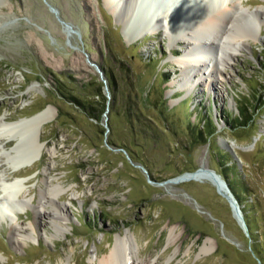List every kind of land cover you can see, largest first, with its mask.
<instances>
[{"label": "rangeland", "instance_id": "374dc122", "mask_svg": "<svg viewBox=\"0 0 264 264\" xmlns=\"http://www.w3.org/2000/svg\"><path fill=\"white\" fill-rule=\"evenodd\" d=\"M243 2L237 17L256 39L228 65L218 60L211 79L190 70L201 79L179 91L168 85L182 78L169 40L126 45L102 0H0V118L55 111L41 131V157L18 173L8 161L0 170L6 184L25 183L17 199L0 184V199L18 209L0 213V264H98L125 236L126 264H264V22L253 16L264 0ZM190 12L175 24L198 21L199 10ZM239 110L245 126H236ZM207 117L199 140L191 125L202 131ZM27 139L20 153L30 151ZM223 164L243 187L246 232L208 180L174 183ZM49 191L57 196L41 208ZM55 207L59 223L42 215Z\"/></svg>", "mask_w": 264, "mask_h": 264}, {"label": "bare ground", "instance_id": "6f19581e", "mask_svg": "<svg viewBox=\"0 0 264 264\" xmlns=\"http://www.w3.org/2000/svg\"><path fill=\"white\" fill-rule=\"evenodd\" d=\"M102 1L119 23L123 25V36L128 43L137 41L145 36L154 37L161 34L169 40L173 63L177 65L180 77L185 79V83H180L183 81L180 78V80L173 79L168 85L169 87L177 88L179 91L185 90L190 81L197 82L201 79L199 77L197 80H193L189 74L190 70H197L200 73L202 69H205V71H209V76L207 77L211 79L214 73L217 72L218 74L220 72L217 66L218 60L222 58L221 63L228 65L232 61L237 60L239 55L243 54L248 44H250L248 43L249 40L256 39L254 35L250 39L251 35L248 33L249 36L246 33V29L249 26L247 20L241 22L237 17L240 11L237 5H243V1L247 0H208L212 5V7L209 6L210 8L204 4L207 0H160V2L158 0H150L148 3L157 5L154 7L159 11L157 15H149V12L143 7L138 6V4L143 3V0ZM212 2H214V6ZM180 3L188 8L187 10L181 8L183 10L182 15L180 11L178 12L174 8L175 5L180 6L178 5ZM228 3L233 4L232 8L227 7ZM161 4L168 6L167 9L164 10L159 7ZM196 8L199 10L198 14L200 15L195 18L198 21H195L190 26L188 25L189 27L187 28H182L175 24L177 19L185 18V15L191 13L190 10H195ZM205 8L208 9V12L204 11ZM139 14H146L148 19H143ZM253 16L262 17L260 20L263 19L264 22V9L257 10ZM136 17L140 18L135 19ZM247 18L249 19V17ZM133 27L137 29L133 30ZM174 47L183 49L180 55L173 54L172 51H176ZM209 85H211V82ZM35 90L39 91L40 87L33 85L29 89V91ZM54 118L55 111L51 106H47L30 118L21 119L17 122H9L6 118H0V170L5 161L11 163L15 173L31 167L34 159L41 157L42 149L44 148V144L40 143L41 131L46 125L52 123ZM24 139L28 140L31 151H28V154H25V152L20 153L19 151ZM14 142H16V145L12 148V143ZM7 148L12 150L6 152ZM206 170L209 169L202 168L197 172L184 174L174 179V183L184 182L190 178H202L212 183ZM8 177L9 175L6 173L4 176L0 175V184L5 183L4 190L8 198L17 199L18 196H21L18 190L19 185L22 183L24 186L25 183L16 181L12 184H6L5 181ZM46 194L41 198L44 201L40 205L41 208L52 204L53 199L51 197L53 195L57 196L54 191H49ZM10 203L7 200L0 199V213L4 210L18 213V209L12 207ZM54 211L53 213L44 212L42 215L50 216L54 223L64 220L59 208L55 207ZM131 250L132 246L129 236L118 237L109 254L99 260L98 264H126L125 259L132 253Z\"/></svg>", "mask_w": 264, "mask_h": 264}, {"label": "water", "instance_id": "95a60500", "mask_svg": "<svg viewBox=\"0 0 264 264\" xmlns=\"http://www.w3.org/2000/svg\"><path fill=\"white\" fill-rule=\"evenodd\" d=\"M150 0H143V3L142 4H138V6L140 7H143L147 12H149V15H157L159 14V11H157V9H155L154 7H156L157 5L155 4H151V3H148ZM160 2V0H158ZM180 6H174V8H176L178 10V12L180 11L181 15H182V12L184 9H188L186 7V5H182L181 3L178 4ZM159 7L163 8L164 10L167 9L166 5L165 4H161L159 5ZM181 8L183 10H181ZM140 17H143V19L147 18L148 19V16L146 14H139ZM189 15H187V17L183 18V19H187ZM140 17H136L135 19H139ZM114 21L116 24H119L121 25V29H120V34L124 40V42L126 43V45H129L130 43H127L124 39V36H123V25L120 24L118 22V20L116 18H114ZM67 28V26H66ZM135 28V27H134ZM95 67L98 68V72L101 76H104V72L97 66L95 65ZM208 176L210 177V181L215 185L216 187V190L218 192L219 195H221L223 198H225V200L228 202L229 206H230V209L232 211V214L234 216V218L237 220L239 226L244 230V232H246V227H245V222H244V219H243V216L241 214V211L239 209V206L235 200V198L233 197V195L231 194V191L228 187V184L227 182L221 177V175H219L218 173H216L214 170H206Z\"/></svg>", "mask_w": 264, "mask_h": 264}, {"label": "trees", "instance_id": "16d2710c", "mask_svg": "<svg viewBox=\"0 0 264 264\" xmlns=\"http://www.w3.org/2000/svg\"><path fill=\"white\" fill-rule=\"evenodd\" d=\"M106 78H107V80H108V77H106ZM110 78H111V77H110ZM167 78H168V76H167V77H164V80H167ZM108 83H109V84H110V83L112 84V80L109 79V80H108ZM96 97H98V98H102V99H103V96H102L100 90H97V95H96ZM71 100H72L77 106L81 107L82 109L85 108V105L82 104V103H84V102H79L76 98H72ZM85 103H87V105H88V102H85ZM256 103H257V102H256ZM239 113H240V117H239V119H238L237 122H236V126H237V125H240V124L245 126L246 123L249 122V120L245 118V116H246V110H243V111L239 110ZM96 119H97V118H96ZM209 119H210V118L207 117V118H204V119L202 120V122H201L202 124H201V127H200V128H202V131H200L199 128H195V126H192V125H191V130H192V132L194 133V135H195L199 140H201L203 136L206 137V136H205V130H206V132H209V129H210V126H209V123H208V120H209ZM220 159H223V158L220 157ZM216 172H217L219 175H221V177H223L224 180H226V182H227V184H228V187H229L231 193L233 194V196L235 197L237 203H238L239 205H242V201L240 200V197L238 196L237 193H239V195H241V194H243L244 192H243V190H241L243 187L240 185V183H237V182L234 181V179L236 178V175H237V172H236V170H235V167H234V166H231V167H225L224 164H223L222 167H221V169H220V171H219V172L216 171ZM230 175L232 176L233 181H228V177H229ZM244 221H245V223L247 224V226L250 227V224L248 223V218H247V216L244 217ZM249 234H251L250 231H249Z\"/></svg>", "mask_w": 264, "mask_h": 264}]
</instances>
